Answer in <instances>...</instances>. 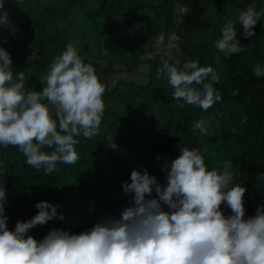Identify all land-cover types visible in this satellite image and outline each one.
Instances as JSON below:
<instances>
[{"label":"trees","instance_id":"obj_1","mask_svg":"<svg viewBox=\"0 0 264 264\" xmlns=\"http://www.w3.org/2000/svg\"><path fill=\"white\" fill-rule=\"evenodd\" d=\"M240 2L0 0L16 28L13 34L11 28L0 26V46L11 56L14 74L24 73L26 92L42 91L46 86L41 77L66 49V36L78 22L86 26L78 34L82 44L78 55L94 67L100 82L106 83L100 130L92 138L74 137L79 141L75 164L57 162L56 170L46 175L43 167L29 165L18 147L0 145V189L6 192L7 227L14 230L17 221L34 216L38 211L35 204L40 201L58 205L57 213L63 214V219L53 218L26 234L37 241L53 229L79 234L90 230L100 218L111 215L119 219L132 198L123 188L124 183H131V172L147 169L166 185L163 168L181 154V147L198 150L209 170L222 171L224 162H230L233 185L246 189L245 219L264 208V76L253 74L256 63L264 66L263 12L260 0H250V6L261 15L254 26L255 35L244 37L238 22ZM176 5L187 10L180 20ZM116 7L123 13L115 12L118 15L113 19ZM70 16L81 19L63 30ZM125 16L128 21H124ZM111 20L116 26L121 23L118 36ZM232 21L244 51L225 57L214 42L221 38L224 24ZM162 28L178 37L173 56L151 44L144 58L145 41ZM101 53L108 65L90 59ZM189 59L198 60L203 67L211 66L219 76L213 87L221 100L207 110L188 104L178 107L167 78H157L164 60L172 64L178 61L177 67L182 69ZM119 68L131 74L111 85ZM139 73L147 79L137 80L134 76ZM199 120L205 121L206 134L192 130ZM108 138L116 149L108 147ZM42 150L50 153L53 149L45 146ZM155 197L153 191L149 198ZM162 207L168 210L167 205ZM221 209L225 216L232 214L225 203Z\"/></svg>","mask_w":264,"mask_h":264},{"label":"clouds","instance_id":"obj_2","mask_svg":"<svg viewBox=\"0 0 264 264\" xmlns=\"http://www.w3.org/2000/svg\"><path fill=\"white\" fill-rule=\"evenodd\" d=\"M174 10L187 14L180 5ZM260 15L252 6L239 12L244 37L255 35ZM234 24L225 23L221 38L214 42L225 57L244 51ZM0 26L16 32L4 4H0ZM177 39L169 38L170 48ZM178 63L164 60L157 76L167 78L178 107L188 104L207 110L221 100L213 87L219 76L211 66L189 59L179 69ZM253 74L264 76V66L256 63ZM41 79L46 82L42 91L26 92L24 73L14 74L9 52L0 46V145L18 147L29 165L43 167L49 175L57 162H77L79 141L74 137L98 134L105 88L94 67L83 62L71 42ZM196 129L206 134L205 121L195 122L192 130ZM108 141V147L116 149L111 138ZM45 146L53 150L45 152ZM180 153L163 168L166 185L147 169H134L131 183L123 184L132 198L120 218H100L79 234L53 229L40 241L26 236L53 218L63 219L57 213L59 206L48 201L37 202V213L17 221L10 230L6 192L0 189V264H264V208L245 219L246 189L233 185L230 162H224L222 171L209 170L198 150L181 147ZM153 191L156 197L149 198ZM222 203L231 209L230 216L224 215Z\"/></svg>","mask_w":264,"mask_h":264},{"label":"rangeland","instance_id":"obj_3","mask_svg":"<svg viewBox=\"0 0 264 264\" xmlns=\"http://www.w3.org/2000/svg\"><path fill=\"white\" fill-rule=\"evenodd\" d=\"M88 1H92V0H88ZM260 2L262 5V12H263L262 32H263V36H264V0H260ZM250 5H251L250 0H241V2H240L241 7L239 9V12L241 10H246ZM221 8H223V7H221ZM115 12H122L123 13V9L121 7H119V8L116 7V9L114 10V13H112V15H114ZM69 15H71V13ZM117 15H118V13L116 15H114L113 19L116 18ZM178 18H179V20L182 18L181 14L178 16ZM232 18H229V19H232ZM80 19H81V17H73V18H72V16L68 17L67 22H66L67 24L62 29L63 30H67V28L70 29V27L74 23L78 22ZM148 19H150V18H148ZM111 21H112V25H114V21L113 20H111ZM124 21H128V18L126 16L124 18ZM141 22L145 24L144 20H141ZM78 23H79L78 24L79 26L77 25V26H75V28L73 30H69V33L67 34L66 37H67L68 43L71 42L73 44V46L77 49V51L80 52V50H81V53H82V44L79 41L78 34H80L81 32H84L86 26L80 22H78ZM137 24L141 26L140 22H137ZM114 26H116V25H114ZM120 26H121V23H118L117 26L114 27V31H115V34L117 36L119 35ZM63 30H61V31H63ZM61 34L63 35L64 31ZM171 36H173V34H166L165 30L162 28V29L158 30L153 36L147 38V40L144 43V48H145L144 58L148 57V53H149L151 44H154L156 49L159 52H162V53L167 54V55L172 57L173 56V51H172L173 48L169 47V38ZM86 39H87V41H90V38L88 36H86ZM90 59L92 61H99L100 64H102V65H108L109 64L108 60L102 56V53H101V56H99V57L93 56ZM115 67L118 68L119 65L115 64ZM121 67L123 68V66H121ZM130 74L131 73L124 72V69L122 70L121 68H119L117 70V73L113 74L115 77L113 78L111 83L110 82L109 83L112 85V83L114 81H116V79H118L119 77H123V78L128 77L129 78ZM134 77L138 78L137 80H139V81H143V80L147 79V77L142 73L136 74V76H134ZM101 83L103 84V86L105 88V85H106L105 81H103ZM44 102L47 103V101H44ZM50 110H52V109L50 108ZM52 111H54V110H52Z\"/></svg>","mask_w":264,"mask_h":264}]
</instances>
